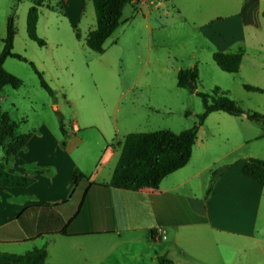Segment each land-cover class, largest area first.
I'll return each instance as SVG.
<instances>
[{"label": "rangeland", "instance_id": "obj_1", "mask_svg": "<svg viewBox=\"0 0 264 264\" xmlns=\"http://www.w3.org/2000/svg\"><path fill=\"white\" fill-rule=\"evenodd\" d=\"M90 2L82 18L74 21L57 9L55 0H46L38 7L36 34L45 42L39 46L26 34L31 0H0V50L7 18L12 14L16 28L13 52L26 60H5L4 69L19 78L22 85L17 89L5 86L0 91V114L5 112L20 122L18 133H32L41 122L60 132L59 121L66 130L78 122L80 133L93 139L102 138V134L122 140L127 133L161 129L177 133L192 126L203 111L195 92L176 85L178 70L192 66L198 70L197 91L210 93L218 87L244 110L264 117V49L249 47L239 70L224 72L213 61V47L200 27L205 18L180 14L179 1L139 0L138 4L125 5L119 27L104 42L103 53H96L84 43L87 32L95 27ZM31 63L43 73L52 95L40 86ZM244 86L263 91H249ZM240 117L216 113L204 121L202 137L206 134L211 139L213 130L222 128L221 134L212 138L220 153L239 143L238 130L253 138L247 143L241 140V148L221 158L212 171L247 153L264 159L263 126ZM85 125L94 128L84 129ZM257 134L262 137L254 140ZM91 159L95 160V153ZM210 178L211 173L205 172L206 185ZM262 221L264 197L256 240L205 229V243L187 246L186 258L177 264H264V226L259 227ZM121 261L151 264L140 256Z\"/></svg>", "mask_w": 264, "mask_h": 264}, {"label": "crops", "instance_id": "obj_2", "mask_svg": "<svg viewBox=\"0 0 264 264\" xmlns=\"http://www.w3.org/2000/svg\"><path fill=\"white\" fill-rule=\"evenodd\" d=\"M58 1L61 13L74 21L82 18L90 2ZM174 1H179L180 14L205 18L200 27L212 53L241 50L244 55L249 47L264 49V0ZM216 113L224 112H212L207 119ZM15 123V133L23 134L17 132L20 122ZM203 126L188 163L165 176L156 190L107 186L123 139L87 137L80 133L78 122L65 129L63 146L61 132L41 122L25 146L5 161L0 147V162L8 173L33 179L27 187H0V252L23 254L44 247L46 264H125L121 259L137 256L151 264H159L161 256L177 264L186 258L187 246L205 243V229L256 240L264 187L245 176L242 166L245 159L261 155L247 153L227 163L205 197V172L211 173L221 158L240 149L241 140L247 143L253 138L238 130L239 143L220 153L212 138L222 128L216 127L210 139L200 135ZM255 136L254 140L262 137ZM74 169L86 176L87 183L73 194ZM263 226L262 221L259 227ZM160 228L165 231L163 240L153 237Z\"/></svg>", "mask_w": 264, "mask_h": 264}, {"label": "trees", "instance_id": "obj_3", "mask_svg": "<svg viewBox=\"0 0 264 264\" xmlns=\"http://www.w3.org/2000/svg\"><path fill=\"white\" fill-rule=\"evenodd\" d=\"M19 0H16L18 3ZM94 14L95 27L89 30L84 39L87 48L103 53V44L106 39L119 27L123 8L127 4H133L134 0H90ZM32 5L26 14V34L29 39L39 46H44L45 42L36 34L38 21V7L43 6L46 0H31ZM50 2V0H47ZM57 9L61 12L60 2L56 0ZM16 5V4H15ZM49 9H56L50 4H46ZM264 17V11L262 13ZM16 34L14 15L7 18L5 36L2 38V48L0 50V91L5 86L17 89L22 85V81L7 72L3 64L7 58H15L26 61L25 58L13 52V42ZM243 53L237 52H213L212 59L224 72L236 73L239 70ZM33 71L39 79L40 86L50 95L52 89L43 78V73L39 72L31 63ZM176 85L179 88L188 89L195 92L202 101L203 111L197 115L196 122L189 128L179 132L168 129H161L152 132H132L124 136L120 154L113 170L111 180L107 186L134 191L156 190L159 188L161 180L170 173L184 167L192 154L193 145L197 137L199 128L203 125L207 116L212 112H224L232 116H241L248 121L259 123L264 129V117L254 111H246L234 100L230 99L225 92L218 87L212 89L210 93L197 91L198 70L195 66L179 69L176 76ZM249 91H263L256 87L244 86ZM17 124L13 122L7 113L0 114V147L3 150V160L20 151L28 139L30 133L16 134ZM61 132L60 144L64 145L67 132L64 125L59 121ZM223 165L211 172V178L205 191L207 197L213 188L216 179L226 169ZM242 173L248 178L256 181L264 187V160L249 157L244 160ZM73 190L81 184L87 183L86 176L78 169L72 173ZM33 183V179L17 174L8 173L5 166L0 162V187H27ZM85 191V189H84ZM84 191L81 193L79 207L82 204ZM47 252L44 247L33 248L23 254H11L0 252V264H46ZM159 264H172V261L161 256L158 257Z\"/></svg>", "mask_w": 264, "mask_h": 264}, {"label": "built area", "instance_id": "obj_4", "mask_svg": "<svg viewBox=\"0 0 264 264\" xmlns=\"http://www.w3.org/2000/svg\"><path fill=\"white\" fill-rule=\"evenodd\" d=\"M153 237H157L160 239H165V231L162 229H156L153 231Z\"/></svg>", "mask_w": 264, "mask_h": 264}]
</instances>
